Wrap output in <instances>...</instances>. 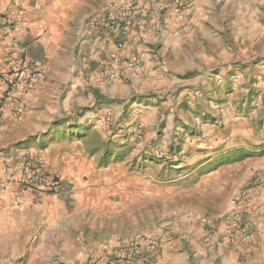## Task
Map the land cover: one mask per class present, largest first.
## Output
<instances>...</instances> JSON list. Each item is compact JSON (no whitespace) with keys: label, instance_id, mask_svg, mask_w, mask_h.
<instances>
[{"label":"crops","instance_id":"obj_1","mask_svg":"<svg viewBox=\"0 0 264 264\" xmlns=\"http://www.w3.org/2000/svg\"><path fill=\"white\" fill-rule=\"evenodd\" d=\"M224 1L192 0L187 28L178 29L168 0H135L131 29L119 38L118 29L91 32L88 24L109 18L129 0H0V72L8 56L39 71L23 104L0 108V169H7L0 175V264L50 258L51 264H88L121 237L112 230L102 233L103 224L133 210L141 189L160 185L165 191L159 198L179 194L195 203L158 225L165 236L158 235L154 264L183 262L186 251L177 250L167 234L197 228V217L206 212L197 202L204 198L214 200L210 225H218L220 234H214L212 249L237 256L248 252L241 253V246H250L251 263L264 264V159L258 172L247 174L246 168L233 177L250 152L264 148V60L232 63V49L221 45L222 36L202 28L201 20L210 21L214 5ZM226 1L235 8L234 25L243 32L230 34L231 41L253 49L264 37L253 34L259 25L254 19L258 1ZM8 23L16 28L4 34ZM71 34H86L81 50L93 53L88 65L81 61L84 69L96 66L88 81L71 78L77 67L70 57L63 64L64 76L50 53ZM64 46L71 55L73 46ZM129 58L139 68L123 74ZM136 126L141 135L133 141L150 151L142 166L111 157L126 142L134 144L126 133ZM154 147L166 151V162L152 157ZM24 152L57 178L54 193L21 188ZM137 167L162 172L150 171L139 181ZM237 181L232 195L231 183ZM183 184L190 191H176ZM167 186H172L169 191ZM19 192L23 199L17 204L13 194ZM235 204L252 220L251 245L222 237ZM64 239L70 242L57 245ZM194 248L198 257L204 256Z\"/></svg>","mask_w":264,"mask_h":264},{"label":"rangeland","instance_id":"obj_2","mask_svg":"<svg viewBox=\"0 0 264 264\" xmlns=\"http://www.w3.org/2000/svg\"><path fill=\"white\" fill-rule=\"evenodd\" d=\"M129 1L134 2L135 0H129ZM257 1L258 4L255 7H257L258 9L257 11L255 10L254 19L258 20L259 25L257 32H254L253 34H264V0H257ZM124 5L125 4H122L120 7ZM234 13H235V8L232 6L230 2L225 0L221 4L219 3L215 4L211 10V20L210 21L201 20L200 25L210 34H219L222 36L221 45L228 44L229 47L232 49L231 50V52L233 53V58L231 59L232 63L236 64V63H240V61H244V63L247 62L252 64L259 63L260 61L264 60V37L258 41H255V46L253 49L250 48V50H248L249 45L243 47L241 44H240L241 48H238L239 46L236 44L240 42L237 41L236 43L235 41H231L230 39L231 36L230 34H243L241 28H239L237 25H234ZM107 17H105L103 20L99 22L89 23L88 24L89 31L96 32L98 29H107V27L105 26L106 21L108 20ZM110 32H113V30ZM245 34H250V33H245ZM85 35L86 34H71V37L69 39L66 40L64 39L59 47L52 48L50 51V53L54 55L53 59H56L55 64L56 65L61 64L60 72H62L66 77H67V73L64 69V65L65 62L68 60L67 59L68 57L72 58L77 68L72 74L71 78L81 81L82 80L88 81V79L91 78L90 75L93 72V69H95L96 67L94 66L91 69L86 67V69H84L83 66L81 65L82 64L81 61L83 59L86 60L85 64L88 65L87 61L91 62L92 54H93L90 48L89 49L83 48L81 50V46L84 40L86 39ZM90 35L88 36V38L90 37ZM65 43L69 44V46H73V52L71 55L69 54L70 49L64 46ZM116 44L117 43H115V45ZM85 107H87L86 109L89 108V106H85ZM123 117H125V115ZM253 136L255 135L253 134ZM133 140L136 139H132V142H134L133 145H129L126 142L125 146L119 147V152L117 150L113 151L112 152L113 155L111 157L121 158L123 159V161H127L130 159V163L137 162L136 164L140 163V166H142L143 165L142 160L145 157V152L149 150L147 146L146 147L142 146L140 142ZM260 149H262V147H260ZM262 159H264V148L257 152L256 151L250 152L247 160L242 161L239 164V166L234 170L233 177L239 178L238 176L240 175V173L246 168H248L247 174L248 173L251 174L252 172H258V169H256V167L257 164ZM145 169L147 168L146 167L136 168L137 178H139V181L142 180L145 175H148L150 171H154V174H158V173L161 174L162 172L160 171L159 167H157L156 170L152 167L151 168L149 167L146 171ZM254 180L255 179L253 177L251 181L252 183H250V185L254 184L253 183ZM238 182L239 181H237L235 184L231 183L232 189L230 191L231 192L233 191L232 195H234V192L238 190V185H240L238 184ZM171 187L172 186H167L165 187V189L169 191ZM181 187L182 188H180L179 190L176 189V191H180V193L187 190L190 191L189 186H186V184H183V186ZM141 190H142L141 191L142 194L141 196H138L140 197V199L137 200L136 206L133 208V210L129 212L126 211L125 214L121 213L118 217L116 216V218L111 221L107 220L109 221L107 222L108 226L106 227V224H103V229L101 231L102 233L108 230H112L113 232L118 233L119 236L121 237L146 234L157 239L158 242L160 243V237L158 235H161L163 237L165 235L163 234V232L159 231L160 229L158 228V225L170 217L176 218L179 217L180 215L185 214L188 208L195 203V200L191 196L185 197L179 194L169 196L167 199L159 198V196L165 191L164 188H162V185H160L159 188H153L152 190H147V189L146 190L141 189ZM243 192H241L240 194H242ZM149 196H154V197L149 198ZM213 203L214 200H212L211 203V199L209 198H204L199 200V202H197L198 207L201 210H205L206 212H204L203 215L197 217L196 219L198 224L197 228L192 229L191 233L185 234L184 232H174V233L169 232V234H167L168 239L175 240V242L178 244L179 247L177 248V250L180 251L183 249L186 251V256L181 264H254V262L251 263V261L253 260L254 253L252 251V247L250 246H241L239 248L241 249V253H243L246 249L248 252H244L243 254H239L237 256L232 253H224L225 250L223 251L222 254H220L219 250H216V247L212 249L211 241L213 239L214 234L217 233L220 236L219 232L217 231L218 225H216L213 228H211L210 225V221H211L210 214H213V211H215V209L212 208ZM236 205L237 204L234 205L232 211L240 210L237 207L235 208ZM246 216L249 217L248 214ZM154 226L155 229H152ZM192 233H195V235L193 236ZM72 235H74V232L70 233V238L72 237ZM78 236L79 235L77 234L76 237ZM222 237H224L223 234ZM72 240L74 241L75 239H71V241ZM65 242L69 243L70 241L69 239H64L62 241H59L57 245H59L60 243L63 244ZM192 246L193 247L197 246V249L203 252L204 256L198 257L196 255L195 248L191 250ZM235 251L237 252V250ZM51 259L52 258L41 260L39 262L37 261V262H31L25 264H51L52 262ZM84 263L85 261L79 264H84ZM62 264H70V263H62Z\"/></svg>","mask_w":264,"mask_h":264},{"label":"built area","instance_id":"obj_3","mask_svg":"<svg viewBox=\"0 0 264 264\" xmlns=\"http://www.w3.org/2000/svg\"><path fill=\"white\" fill-rule=\"evenodd\" d=\"M169 9L174 13L179 23V28H187L189 14L192 11V0H168ZM138 11L134 2H128L116 10L108 18L105 26L109 31L118 29V37L127 34L131 29V21ZM4 34L16 28L14 23L6 24ZM120 51L123 43L116 44ZM120 57L116 54L115 58ZM139 64L134 58H129L125 62V68L121 70L123 74L135 72ZM39 78V71L26 64L21 59L8 56L6 59V69L0 72V108L14 110L17 105L25 102L26 89L34 84ZM110 117L107 116V120ZM128 138L138 139L141 135V127L136 126L134 130L126 133ZM151 155L155 160L166 162V151L160 147L151 149ZM23 163L20 166L18 183L21 188L29 191H39L47 194L55 192L58 180L44 167L39 165L35 158L24 152L21 154ZM7 169H0V175L6 174ZM245 192L241 194L244 197ZM14 201L20 204L23 196L14 193ZM224 237L234 242H244L252 244L254 236L250 231V219L242 211L235 210L227 217L224 229ZM159 247L157 239L150 235H131L120 237L113 245L105 246L103 253L88 264H154V258Z\"/></svg>","mask_w":264,"mask_h":264}]
</instances>
